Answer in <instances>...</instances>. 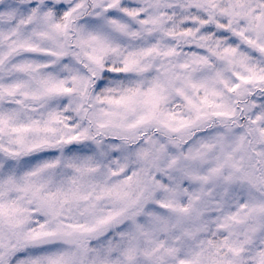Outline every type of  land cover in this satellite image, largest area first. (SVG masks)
I'll use <instances>...</instances> for the list:
<instances>
[{
    "label": "clouds",
    "instance_id": "obj_1",
    "mask_svg": "<svg viewBox=\"0 0 264 264\" xmlns=\"http://www.w3.org/2000/svg\"><path fill=\"white\" fill-rule=\"evenodd\" d=\"M0 264H264V0H0Z\"/></svg>",
    "mask_w": 264,
    "mask_h": 264
}]
</instances>
